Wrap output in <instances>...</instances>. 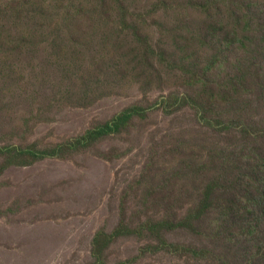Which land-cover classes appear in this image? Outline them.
Segmentation results:
<instances>
[{
	"label": "rangeland",
	"instance_id": "obj_1",
	"mask_svg": "<svg viewBox=\"0 0 264 264\" xmlns=\"http://www.w3.org/2000/svg\"><path fill=\"white\" fill-rule=\"evenodd\" d=\"M13 1L17 6L11 13H0V26L7 28L0 47L7 51L0 54V264H97L99 234H110L98 245L106 264H220L215 252H227L229 264H247L245 246L226 240L234 230L209 221L236 201L237 177L253 171L264 157V0H218L204 14L188 9L186 0H124L130 10L143 13L138 22L154 50L157 45L169 54L176 50L174 64L151 57L153 65L143 73L120 65L117 41L104 36L119 18L112 0L97 28L82 17L72 23L88 45L70 44L64 58L50 46L32 48V39L22 45L37 0L26 6L22 0L0 3ZM43 1H50L49 14L52 5L65 9L76 3ZM218 10L229 22L237 13V34L247 37L245 47L237 50L235 44L229 51L228 69L220 76L226 80L240 62L250 71L247 89L226 112L213 107L205 114L209 123L194 107H175L178 97L195 96L190 65H204L211 54V34L218 28L211 30L208 20ZM179 58L188 62L184 70L174 68ZM135 105L146 109L144 116L81 149L41 159L23 149L71 142ZM217 150L225 160L214 158ZM242 151L255 153L226 164ZM261 195V188L249 187L242 210H262ZM153 221L161 223L155 235L159 231L169 242L213 255L200 260L152 251L158 243L148 230ZM122 222L133 232L117 234ZM253 264H264L263 256Z\"/></svg>",
	"mask_w": 264,
	"mask_h": 264
},
{
	"label": "trees",
	"instance_id": "obj_2",
	"mask_svg": "<svg viewBox=\"0 0 264 264\" xmlns=\"http://www.w3.org/2000/svg\"><path fill=\"white\" fill-rule=\"evenodd\" d=\"M112 1L116 5L115 7L110 5L108 0H88L87 2L84 0H76L73 8L67 7L65 9H60L57 6L52 5L54 10L49 14L46 7H50V1L44 2L43 0H37L35 1L32 11H29L30 13H33V15L31 22H25V28L23 30L26 32V36L23 37L21 43L22 45H26L32 39L35 43L32 48H45L50 46L60 58H64L63 53L70 44L73 47L76 45L77 47L83 48L88 45V43L83 42L82 36H79V31L75 32L76 27L73 28L72 23L76 22L79 17H82L85 21H91L92 27L97 28V26L102 24L105 20L109 9L113 7L119 18L117 21H114L112 31L104 36L112 35V39L117 41L119 47H115L114 53L115 60L120 65L123 67L133 66L135 70L141 69L139 72L143 73L148 66L153 65L151 57H156L161 63L171 62L174 64L176 50L175 53L170 52L169 54L166 49L162 48L163 46L160 45H157L156 50H154L149 36L143 34V28L138 22V18L144 19L143 13L130 10L124 0ZM16 2L17 1H13L6 4H1V2L0 13H11L17 6ZM186 2V7L188 9H194L203 14L208 11L210 5H219L218 0H186ZM21 3L26 6L28 5L29 0H22L20 4ZM231 8L234 7L231 6L228 10ZM63 14H66L67 17L61 19L56 18ZM220 14H222V11L218 10L216 15L208 20L211 30L212 26L218 28V30L215 34H211L213 35L211 42L210 37H205L203 39L206 43L210 42L209 46L211 48V54L208 56L206 63L204 65L198 63L197 66L190 65L193 70L191 78L195 83V96L187 93L184 94L183 97H178L177 106L175 107L179 108L185 105L194 107L201 113L202 118L209 123L211 121L206 119L205 114L212 111L213 107H219L223 109V112H226L229 107H232L233 103L238 100L240 90L242 88L245 90L247 89L248 79L245 78V75L250 71V65L246 67V63L240 62L234 66L233 70L235 72L232 71V74L229 75L226 80L220 76V72H224L228 69L226 63L229 61V51L235 47V44H237L236 49L241 50V48L246 46L245 43L247 42V37L245 35L237 34L241 29L239 23L240 16L235 13L233 21L229 22V19H223L220 17ZM20 17L22 16L20 15L19 18ZM241 18L242 21L245 22V16H241ZM20 20L21 19H19V21ZM84 22H82V24ZM15 24L17 26L20 25L18 23ZM81 27L82 25L78 27L79 30ZM6 29V26H0V47H2V44L6 39ZM84 31L85 30H82V32ZM47 32H49V35H47ZM219 32H224L225 34H218ZM97 36L98 34L95 33L93 38ZM229 38L231 39L229 40ZM38 40L39 42H37ZM217 41H219V46H215L214 44ZM210 44H213L214 46H211ZM11 46L13 49H10L8 52L21 48L20 44L17 46ZM3 53H7V51L0 49V54ZM169 55L171 56L168 58ZM179 60L180 65L175 64L174 68L178 69L182 66V69L184 70V67L188 62L184 63L180 58ZM259 72H262V68L259 69ZM188 100H191L190 103ZM145 113L146 109L144 107L137 105L127 107L116 116L113 121L90 128L86 133L74 138L71 142L65 141L53 147H47L44 149H38L34 144H30L27 145V148L23 149L29 152L34 159H41L47 156H63L65 151H69L72 148H75V150L81 149L103 136L109 135L112 132L120 131L123 127L131 124L136 116H144ZM218 150L215 152L214 158L220 157L222 160H225L226 155H218ZM252 153H255V151H242L238 156L229 158L226 161V164L238 160L244 154L251 155ZM240 171L242 172V169ZM236 184L238 192L235 196L236 201L227 202L228 206L222 207L209 223L213 227H230V229L234 230V233L228 235L226 240L232 244H243L246 250V263L253 264L256 262L257 256H263L264 259V228L258 223L255 224V222L264 223V208L258 210L254 206L252 209L247 208L246 211H243L242 200L247 197V191L249 190V187L252 186L256 189L261 188L263 190V195L259 196L258 200L264 201V157L259 159V162L253 171L237 177ZM239 188H242L245 192L242 193ZM206 201L207 200H204L203 203L205 204ZM246 213L252 217L249 216L244 220ZM123 223L124 222L117 227V234L133 232V229L127 227L124 225L125 223ZM160 225L161 223L157 221L150 222L148 225V230L151 232V235L154 236L153 239L158 241L156 245H151L152 251L161 248L169 251V253L180 254L187 257L190 256L193 259L200 257V260L213 255L211 251L206 249L184 247L180 246V244L169 242L162 237L159 231H157L155 235V230H157ZM102 237L109 239L110 234H104V236L99 234L95 239L94 251L96 255L98 254L97 264H106L100 255V249L98 246ZM218 253L219 252H215L216 260H218V262L220 261V264H229L228 262H230V260L228 258V253Z\"/></svg>",
	"mask_w": 264,
	"mask_h": 264
}]
</instances>
